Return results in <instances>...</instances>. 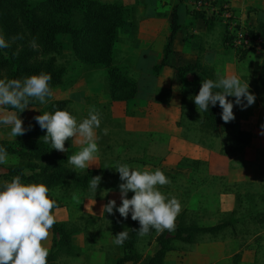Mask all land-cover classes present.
Here are the masks:
<instances>
[{"label": "crops", "instance_id": "crops-1", "mask_svg": "<svg viewBox=\"0 0 264 264\" xmlns=\"http://www.w3.org/2000/svg\"><path fill=\"white\" fill-rule=\"evenodd\" d=\"M105 2L120 1L126 5H135L134 20L126 22L119 30V42L114 56L117 66H129L133 69V78L137 84V92L132 102L126 105L124 102L112 101L104 90L105 70L95 69L84 71L76 59H70L67 63L63 82L55 87L57 94L50 101L67 99L69 103L62 109L69 111L82 121L87 117L88 111L95 108L100 114L107 116L108 120L101 119L100 128L97 129L99 137V153L97 164L90 166L88 170H103L97 175L101 176V183L94 195L89 190V181L81 195L68 204L58 205L54 210L58 222L66 223L73 229L71 244L76 248L77 254H60L55 264H113L119 257V247L114 244V238L106 227L107 218L120 216L118 211L114 215L101 212V208L109 200H116L117 206L121 203L119 173L114 167L117 163L128 164L133 169L151 170L161 169L166 176L186 178L191 176V165L182 164V160L194 159L202 164L211 161V154L207 148L191 140V132L188 136L175 133L179 129L181 121H171L165 115H161V108L153 104L160 100L162 91H166L167 98H178V102L187 94H191V81L200 89L202 78L195 72L187 73L183 79L177 76L176 67L199 60L201 63L213 66L217 76L235 74L241 78L243 61H237L234 52L223 54L216 52L215 46H205V51L198 56L200 34L208 35L210 30L205 26L202 17L196 14L192 6V0H101ZM217 4H226L237 20H264V0H215ZM177 5V13L180 28L176 32L171 51L167 55V65L162 66L158 74L153 72V67L159 64L163 56V46L167 39L171 20L172 6ZM249 9H255L249 11ZM259 12V13H258ZM236 19V18H234ZM130 41L125 49L120 47ZM67 44V43H65ZM129 63H117L121 51ZM260 67V62L258 64ZM73 67L76 72H73ZM258 67V68H259ZM124 68V67H123ZM132 75V74H131ZM53 90V93L56 92ZM234 98V97H228ZM108 104L102 111L98 105ZM181 104V102H180ZM91 106V108H90ZM128 106L129 111H126ZM37 114L34 106H29L24 111V122H30ZM168 119V120H167ZM180 126H179V125ZM107 128V135L103 129ZM46 134V130L39 133V137ZM17 138V137H16ZM10 135V128L0 126V140H15ZM66 152H59L67 157L81 150L82 145L76 144L71 139L66 141ZM18 159V158H17ZM11 161V162H10ZM16 162L15 156L9 155V163ZM7 165H0V173L6 171ZM68 166L73 168L68 163ZM95 175V176H97ZM94 177V176H93ZM92 179V177H91ZM55 185L60 186L63 183ZM54 187V186H53ZM77 188V189H78ZM129 195V193H128ZM130 198V196H128ZM234 206L230 194L219 196L221 211H229ZM91 218H81L85 216ZM101 221L104 222L100 227ZM212 235V234H211ZM208 238H205L207 240ZM52 231L46 246L51 247ZM191 243V244H190ZM191 264H229L230 258L237 251V239L228 238L218 247L212 248L214 255L210 256L205 242L191 241ZM174 247V246H173ZM155 250L158 248L154 246ZM261 252V251H260ZM257 253L256 249H243L237 264H253Z\"/></svg>", "mask_w": 264, "mask_h": 264}, {"label": "trees", "instance_id": "trees-1", "mask_svg": "<svg viewBox=\"0 0 264 264\" xmlns=\"http://www.w3.org/2000/svg\"><path fill=\"white\" fill-rule=\"evenodd\" d=\"M213 4L220 6L216 2ZM254 10V9H253ZM250 11V10H249ZM211 13V15H209ZM196 14L202 17L207 28L212 27L214 20H219V14L197 10ZM135 18L134 6L119 2H105L101 0H0V29L6 37L23 35L8 49H0V78H23L25 76L45 72L51 74L50 86L52 90L63 82L66 66L57 62V56L64 53V46L59 41L60 36L68 38L71 54L81 64L84 71L104 69V90L112 101L124 102L128 105L135 98L137 84L127 69L114 63V56L119 40V29L127 20ZM256 26L250 29L252 37H264V20L258 19ZM177 5L172 6L171 20L166 42L163 46V56L159 64L154 65L153 72L159 73L162 66L167 65L166 58L171 51V44L176 32L180 28ZM35 38L38 48L33 50L30 41ZM225 43L232 44L231 35L223 36ZM15 53V54H14ZM180 79L189 73H197L202 80H215L213 66L201 63L198 59L176 67ZM256 91L260 103L264 106V52L257 77ZM69 100L59 99L50 101L47 112L62 110ZM35 105V101L30 106ZM25 111V110H24ZM24 111L20 113L23 119ZM126 111H129L128 106ZM219 107L210 106L207 112L202 113L201 128L212 132L215 136L221 135L231 129L232 123H225L219 118ZM29 129L24 135L15 140H0V146L6 148L9 155L18 158L16 164L10 165L6 171L0 173V183L11 181L20 175L24 183H44L49 189L68 179L79 187H85L91 177L104 172L103 170H88L78 173L68 166L67 157L50 144H46L39 137L41 128L33 118L24 122ZM235 143L246 145L251 141L252 134L247 130H238L230 134ZM199 163V161H195ZM257 221L264 220V212H260ZM91 217V216H89ZM257 217V216H256ZM121 216L110 217L109 231L113 238L119 233ZM228 220L214 225L200 226L176 225L174 232L164 231L156 235L158 248L146 258H141L134 250V244L139 237L137 229L140 225L134 221L127 230L129 238L119 246L120 254L113 264H165L168 253L174 251V240L191 242L197 234L207 233L215 235L224 228L231 226ZM52 231V241L48 264H55L60 254H77L76 248L71 244L73 229L66 223L58 222ZM156 232L154 229L149 234ZM239 254H235L237 259ZM236 262V260H235ZM234 262V264H235Z\"/></svg>", "mask_w": 264, "mask_h": 264}, {"label": "rangeland", "instance_id": "rangeland-1", "mask_svg": "<svg viewBox=\"0 0 264 264\" xmlns=\"http://www.w3.org/2000/svg\"><path fill=\"white\" fill-rule=\"evenodd\" d=\"M116 2L122 3L120 1ZM133 6L134 12H136L137 7ZM249 10L253 11V9ZM195 11L197 12V10ZM235 16L233 15L230 18L232 23L230 26L226 24L227 27L221 20H214L212 27L207 28L210 33L206 37L200 34L198 56L201 58L200 53L205 51V46L210 50L212 49L209 46H215L217 48L214 50L223 54H227L229 51L234 52L236 60L243 61V72H240L241 80L242 82L248 81L250 85L249 91L256 96L255 103L244 109L234 104L235 119L231 121V129H227L221 135L215 136L212 132L201 128L202 114L197 111L194 103V96L198 94L199 90L193 80L191 81V94L185 95L180 100L181 104L178 102V98L174 97L173 100L167 98L170 93H166L163 90L161 92L162 95L159 97V103L157 100L153 104H158V107L162 110L160 114L165 115V119L169 116L168 119L171 118V121H181V126L178 124L180 128L174 129L175 133L186 137L191 132V140L209 150L211 161L202 162L201 164L196 163L194 159L182 160V164L191 165V169H193L191 176L188 175L185 179L168 176L171 184L161 187L160 191L169 198L173 196L178 198L182 204L183 210L176 220V225L197 224L206 226L225 220L232 223L231 226L224 228L215 235L199 233L195 236L193 241H197V243L205 242L209 246L207 251L210 256L214 255L212 248L218 247L220 243H224L228 238H233L237 239L238 242V249L235 254L238 253L239 257L235 259V254H233L229 264H234L235 260V264H237L243 249L247 248L256 249L257 253L261 251L260 255H256L257 258L255 257L253 264H264V220L257 221L258 215L261 214L260 212H264V128L261 127L264 125V106L260 103L256 91L260 69L258 64L259 62L261 64L264 52V37H252L250 29L256 26L257 20L253 24L248 22V20H237L238 17ZM128 21L133 22L132 20H127L126 22ZM228 35L241 40V45H233L229 43L230 41L225 43L223 36L228 37ZM58 39L64 46V53L57 56V62L66 66L70 59H75V57L71 54L68 38L60 36ZM243 40L248 42L243 43ZM231 41L233 43L232 39ZM128 45H130V41L123 44L120 43L122 49H125ZM124 54H126L125 50L120 52L118 58L116 57L118 64L123 63V65H126V63H129L128 58ZM79 65L81 66V64ZM127 65L123 66L124 69H127L133 76V69ZM73 72H76L75 67H73ZM215 75L216 80L219 76L216 73ZM55 91L53 96L57 94V89ZM228 99L235 100V98ZM48 104L41 105L38 101H35L33 106L37 111L36 116L47 111ZM217 105L219 107L218 116L222 119V109L218 103ZM98 106L102 111V108L108 106V104ZM100 116L103 121L108 120L107 116L103 115V112ZM238 130L251 132L252 138L248 144L235 143L231 139L230 134ZM17 162L18 159L16 157V162L13 164ZM65 181L66 183L64 182L60 186H54L50 189V196L57 201L58 205L68 204L81 195V192L83 193V190H79L77 185L70 180L66 179ZM222 194H230L233 198L234 206L229 211H221L219 207V196H222ZM132 195L133 193L129 192L128 196L130 198ZM81 218L91 217L88 215ZM106 220V227L109 230L110 216ZM133 222L134 220L131 219V214H129L127 219L119 221V229L122 231L124 229L128 230ZM103 225L104 222L101 221L98 226L103 227ZM156 235L157 232L145 236L139 235L135 241L134 250L141 258L152 255L155 251L154 246L158 247L155 240ZM205 238L208 239L205 240ZM190 244L174 240L172 245L175 249L168 253L165 258V264H191Z\"/></svg>", "mask_w": 264, "mask_h": 264}, {"label": "clouds", "instance_id": "clouds-1", "mask_svg": "<svg viewBox=\"0 0 264 264\" xmlns=\"http://www.w3.org/2000/svg\"><path fill=\"white\" fill-rule=\"evenodd\" d=\"M23 35L6 37L0 29V49L12 47ZM33 50L38 48L35 38L30 41ZM15 54V53H14ZM50 73L39 72L23 78H0V126L10 128V135L16 138L24 135L26 129L20 116L33 101L46 105L53 96ZM248 81L242 82L235 74H226L216 80H202L194 103L199 113L209 110L217 103L222 109L221 118L225 123L235 119L234 104L247 108L255 103L256 96L249 91ZM235 100H229L228 97ZM46 134L42 137L51 149L66 152V141L72 140L82 145L80 151L71 154L67 161L74 170L85 171L97 164L99 153L97 129L101 125L100 113L93 107L82 121L67 110L43 112L34 117ZM264 128V125L261 126ZM108 129H103L107 135ZM9 163V154L0 146V165ZM119 173L121 203L111 199L101 208V212L138 221V235L145 236L154 229L158 233L174 232L176 220L182 212V204L176 197L169 198L160 188L171 184V180L161 170H138L128 164L117 163L112 167ZM102 177L97 175L89 181V190L95 195ZM132 192L131 198L128 193ZM57 201L50 196V189L44 183H24L20 175L11 181L0 183V264H48L50 254L46 242L57 223L54 210ZM129 238L127 230L115 235L114 244L122 246Z\"/></svg>", "mask_w": 264, "mask_h": 264}, {"label": "built area", "instance_id": "built-area-1", "mask_svg": "<svg viewBox=\"0 0 264 264\" xmlns=\"http://www.w3.org/2000/svg\"><path fill=\"white\" fill-rule=\"evenodd\" d=\"M215 0H192V4L194 6L195 10H205L209 11L215 14H219L221 22L224 23V25H231L232 23L230 22V18L234 15L229 9V6L226 4H222L220 6L213 4ZM226 25V26H227ZM228 27V26H227ZM229 29V28H227ZM241 40L238 38L233 37V45H241ZM248 41L243 40V43H247Z\"/></svg>", "mask_w": 264, "mask_h": 264}]
</instances>
